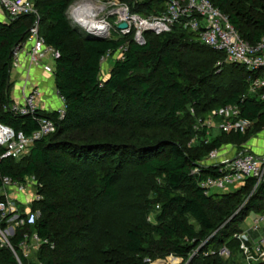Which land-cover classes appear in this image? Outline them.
<instances>
[{"label": "trees", "instance_id": "16d2710c", "mask_svg": "<svg viewBox=\"0 0 264 264\" xmlns=\"http://www.w3.org/2000/svg\"><path fill=\"white\" fill-rule=\"evenodd\" d=\"M73 1L34 0L40 14V33L60 52L54 79L56 89L66 99L61 119L56 112L22 116L9 109L14 51L28 39L35 18L22 16L0 22V123L27 135L37 130L39 116L53 119L57 126L56 132L36 142L24 159L0 160V189L4 177L19 182L34 177L42 185L38 191L42 199L33 206L41 219L37 227L28 224L26 231H37L56 244L54 250L41 252L42 261L86 264L92 245L82 247L86 242L91 244L92 239L85 233L89 226L80 225L77 216L90 212L91 203L92 207L97 202L104 207L118 202L121 181L127 167L133 165L156 178L153 193L159 198L155 206L159 215L155 223L138 221L127 229L120 245L110 251L113 264L117 257L127 264H148L158 256L187 258L197 249H201L200 255L188 264H222L217 253L207 257L203 254L241 232L252 209L258 214L264 211V183L253 192L255 182L248 179L237 193L207 195L199 181L218 176L217 169L206 168L201 177L193 175L192 170L212 150L247 143L252 130L247 134L220 132L206 143L205 128L192 148V132L184 133L183 129L190 124L191 104L203 119L214 109L238 105L243 117L257 121L256 125L264 124V103L248 95L250 80L262 73L249 72L236 64L238 69L234 70L244 80L229 86L220 102L210 103L203 90L219 88L216 78L220 76L215 67L224 62L223 52L206 46L197 33L178 25L161 35L146 33L143 46L132 38L86 36L67 18ZM120 1L127 3L133 13L147 17L160 15L167 0ZM210 1L245 41L257 44L264 37V0ZM125 44V58L114 61L109 77L104 79L101 58ZM152 129L158 132L151 137L140 132ZM3 152L0 149V154ZM63 192H67L74 209L59 201ZM230 242L239 249L235 239ZM0 264H17L10 250L0 249Z\"/></svg>", "mask_w": 264, "mask_h": 264}, {"label": "built area", "instance_id": "2783aa9c", "mask_svg": "<svg viewBox=\"0 0 264 264\" xmlns=\"http://www.w3.org/2000/svg\"><path fill=\"white\" fill-rule=\"evenodd\" d=\"M93 1L103 8L98 16L103 29L98 33L88 25L83 27L76 20L75 10L79 3L69 12V20L80 32L107 40L132 38L136 44L143 46L146 44V33L161 35L171 32L176 25L181 26L197 33L203 44L223 52L232 63L244 66L249 72L262 73L250 80L248 95L264 103V37L257 44L242 39L228 17L210 0H167L165 10L160 15L147 17L133 13L130 6L120 0ZM0 13L8 22L22 16L35 18L28 39L14 51L12 71L19 74L20 90L17 97L12 96L9 109L22 116L56 112L59 119L63 118L67 108L65 97L55 89L57 104L44 105V90L32 77L34 67H41L45 74L54 77V66L60 58V52L48 45L40 33V14L34 0H0ZM111 18L115 20L114 24L109 22ZM92 22L89 20L88 24ZM123 23L127 24L126 29L120 28ZM127 50L128 44H125L117 52L110 51L101 58L104 79L109 77L105 76L109 59L123 60ZM37 123V130L30 135L22 131L15 132L10 126L0 123V149L4 150L0 160L11 158L20 161L30 153L36 142L56 132V122L51 118L39 116ZM256 123L255 120L243 117L238 105L223 106L204 121L208 131L206 143L214 128L226 134H247ZM210 167L217 169L218 176H208L199 181V186L207 195L223 192L231 185L242 187L248 179L255 182L253 192L264 183V151L255 154L251 149H246L238 155L227 156L222 154L221 149H215L210 152L207 164H199L192 170V174L201 177L203 170ZM38 186L42 187L34 177H26L22 182L4 177L0 189V249L10 250L17 264H44L41 252L56 248L50 238L41 236L37 231H26L27 225L34 221H30V213L33 211L23 207H28L29 197L25 194L33 195V202L41 200L36 190ZM10 190L23 195L25 202L11 198L8 193ZM234 238L239 243V253L246 264H264V211L254 219L250 229L235 234ZM200 250L197 249L195 253ZM209 254H214V251L204 253L206 257ZM221 254L229 257L231 252L224 250ZM180 262L182 264V260Z\"/></svg>", "mask_w": 264, "mask_h": 264}, {"label": "rangeland", "instance_id": "374dc122", "mask_svg": "<svg viewBox=\"0 0 264 264\" xmlns=\"http://www.w3.org/2000/svg\"><path fill=\"white\" fill-rule=\"evenodd\" d=\"M83 0H74L70 6L67 9V12H71L74 8L77 7L79 3H81ZM66 12V14H67ZM69 15H67V18L69 19ZM71 21V20H70ZM111 24L115 23V20L111 18L109 20ZM72 23V22H71ZM74 26V25H73ZM75 27V26H74ZM76 28V27H75ZM77 29V28H76ZM80 31V30H79ZM83 33V32H82ZM84 34V33H83ZM114 58L117 59V56ZM115 60V59H114ZM114 61L113 59H109L108 61V68L106 69L107 72L105 73V76H109L111 67L113 65ZM236 67V68H235ZM216 74L220 77L216 78V84L219 86V88L214 87H206L204 88L203 92L206 95L208 101L210 103H218L222 99L223 96L226 94V90L229 86L233 87L236 84H238V81H242L243 76L239 73L238 69L235 63H232L227 59L225 56L224 62L221 64L216 65ZM15 70L12 71L11 79H15ZM195 77H197V73H193ZM201 75V74H200ZM36 76V72H35ZM200 76H198L199 78ZM224 82H221L223 81ZM241 84V83H239ZM213 88V89H212ZM216 90V91H215ZM50 94L44 93L42 97V103L44 105L50 106ZM12 95H11V101H12ZM189 113L191 115L190 117V124L188 126L186 125L183 129V132H189L191 130L190 138H189V145L190 147L194 148L196 147V139L198 138V135L204 127V121L207 120L214 111H217L218 109H214L209 113L208 118L203 119L202 115L198 113L196 108L194 107V104H191L189 106ZM189 125H192V128H189ZM167 129V127H165ZM163 130H160L159 133H162ZM147 137H151L154 135L158 130L152 129V130H146V131H140ZM219 130L217 128H214L210 131V139H213L219 135ZM185 135V134H184ZM253 139V142L251 145L254 146V149L252 151L255 154H261L264 151V124L256 125L251 133L248 135V139ZM249 139V140H250ZM198 149V148H197ZM201 151V149L199 150ZM223 154V153H222ZM209 156V155H208ZM208 156H206L200 164H207L208 162ZM38 182V181H37ZM38 185L40 183L38 182ZM156 186V178L153 176H149L147 174H143L140 171L135 169V166L131 165L128 166L126 169V174L123 177V180L120 184V199L118 202L114 204H109L107 206H100V204H96L95 207H92V203L90 204V212H82L77 216L78 218H81L80 225H88L89 232H85L87 234V237L90 236L92 239L89 244L86 242L82 248H85L89 245H92L88 248L87 257L88 260L86 264H113L111 261V253L110 251L113 249H116L118 245H120L122 239L125 236V232L129 227H133L135 224H137L138 221H141L144 223H155L159 212H157L155 206L159 203V198L154 196L153 189ZM42 187H37V192ZM35 189V188H34ZM240 187L231 185L227 187V189L223 190L224 194L229 193H237L235 191H238ZM35 192V191H34ZM56 192L53 190V193ZM11 196V198L15 199L19 202H25L24 196L21 194L13 193L12 190L8 192ZM33 194V193H32ZM67 194V192H66ZM66 194L63 192L60 196L61 202H63L68 209H74V207L71 205V200H68L66 198ZM28 195V196H27ZM26 197H29L28 199V207L23 206L26 210L27 208L31 209L33 211V195L30 196L28 193L25 194ZM150 205V206H149ZM149 206V207H148ZM25 210V211H26ZM240 211L236 212V215H239ZM30 221H34V227H37L36 223L41 219V215L39 211H33L30 213ZM259 216L258 213L255 212L254 209L250 211L246 219L241 225L242 231H246L250 229L253 225L254 219H256ZM193 221V220H190ZM32 223V227H33ZM193 223V222H191ZM195 224V223H194ZM196 229H199L198 226L195 224ZM94 230V233H91V230ZM235 239L234 237L230 240H227L224 242L223 245H220L216 250H214L215 253L218 254V257L222 259V264H246L245 260L242 258L241 254L239 253V249L237 250L235 247L231 246V240L233 241ZM224 250H228L231 252L230 256H223L221 253ZM197 251V250H195ZM195 251L187 258H180L175 257L178 259H175L174 256L164 257V256H158L154 259H151L148 261V264H188L192 258L196 255H200L199 252ZM236 255V256H235ZM203 256H205L203 254ZM206 257V256H205ZM234 257V258H233ZM117 263L116 264H127L120 260L118 257L116 258Z\"/></svg>", "mask_w": 264, "mask_h": 264}, {"label": "crops", "instance_id": "0c3cea01", "mask_svg": "<svg viewBox=\"0 0 264 264\" xmlns=\"http://www.w3.org/2000/svg\"><path fill=\"white\" fill-rule=\"evenodd\" d=\"M0 22H8L6 17L0 13ZM36 72V76H35ZM16 77L15 79H12L13 83V90H12V96L17 97L18 92L20 90V82L18 79L19 74L15 73ZM12 76V75H11ZM32 77L34 82L40 84V86L43 88L44 93H49L51 98H50V105L54 106L57 104V100L54 94V90L56 89L55 87V79L53 76L47 75L43 72L41 67H34L32 69ZM253 142V139H250L247 143L241 145L240 147L234 145V144H226L221 148V151L223 154L227 156H235L241 153L243 150L246 149H254V146L251 145ZM178 259V258H175Z\"/></svg>", "mask_w": 264, "mask_h": 264}, {"label": "bare ground", "instance_id": "6f19581e", "mask_svg": "<svg viewBox=\"0 0 264 264\" xmlns=\"http://www.w3.org/2000/svg\"><path fill=\"white\" fill-rule=\"evenodd\" d=\"M102 7L97 5L93 0L84 1L80 3L75 10L76 20L82 23L83 27L87 25L91 27V29H95L98 33H100L103 29L102 24L98 21V16L102 11ZM97 19V20H96ZM93 21V24H88V21Z\"/></svg>", "mask_w": 264, "mask_h": 264}, {"label": "water", "instance_id": "95a60500", "mask_svg": "<svg viewBox=\"0 0 264 264\" xmlns=\"http://www.w3.org/2000/svg\"><path fill=\"white\" fill-rule=\"evenodd\" d=\"M120 28L121 29H126L127 28V24H125V23L121 24ZM84 35L89 36V37H97V38L102 39L101 36L98 37V36H93V35H90V34H84Z\"/></svg>", "mask_w": 264, "mask_h": 264}]
</instances>
